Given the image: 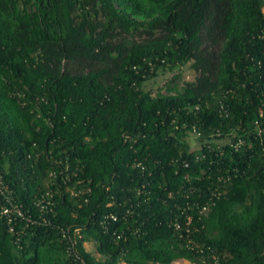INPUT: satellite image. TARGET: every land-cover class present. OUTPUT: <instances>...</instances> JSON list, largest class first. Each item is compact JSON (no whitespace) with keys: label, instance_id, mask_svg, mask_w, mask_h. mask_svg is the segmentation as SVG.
I'll return each mask as SVG.
<instances>
[{"label":"trees","instance_id":"trees-1","mask_svg":"<svg viewBox=\"0 0 264 264\" xmlns=\"http://www.w3.org/2000/svg\"><path fill=\"white\" fill-rule=\"evenodd\" d=\"M263 8L0 0V264H264Z\"/></svg>","mask_w":264,"mask_h":264},{"label":"built area","instance_id":"built-area-1","mask_svg":"<svg viewBox=\"0 0 264 264\" xmlns=\"http://www.w3.org/2000/svg\"><path fill=\"white\" fill-rule=\"evenodd\" d=\"M264 130V128H263ZM240 141L236 145H238ZM12 189L9 187L8 184H6L3 181V178L0 175V197L2 199L4 198V202L1 205V213L5 214L8 221H12L13 219L16 218H23L26 220V222H39V223H49V220H47L45 217H40V220L33 218L31 215H27L23 209V205L21 202L16 201L13 198L12 195ZM113 220L116 219V216L113 214H110L109 216ZM63 231V236L68 239L69 246L72 247L74 245V239L71 238L70 236V227H67L66 229L61 228ZM73 236L81 237L80 229L79 228H74L73 229ZM85 264V263H84Z\"/></svg>","mask_w":264,"mask_h":264},{"label":"rangeland","instance_id":"rangeland-1","mask_svg":"<svg viewBox=\"0 0 264 264\" xmlns=\"http://www.w3.org/2000/svg\"><path fill=\"white\" fill-rule=\"evenodd\" d=\"M264 10V8H263ZM181 72L185 73V77L186 78H190V74H189V71L187 69V67L183 66L180 68ZM171 76V72H164V73H160L158 76L146 81L143 85V88L146 89V90H152V91H155L158 87H160L161 85L164 84V82L166 80H168ZM186 141L188 142V144L190 145V147H194L195 146V138L192 134H189L187 137H186ZM84 246L87 250L91 251V252H94L96 255H98L96 253V247H95V244L92 240L90 241H85L84 242ZM172 264H191L190 262L186 261V260H179V261H176V262H173Z\"/></svg>","mask_w":264,"mask_h":264}]
</instances>
